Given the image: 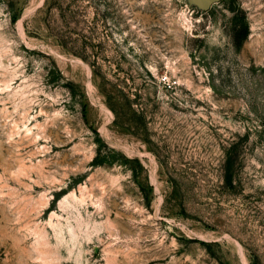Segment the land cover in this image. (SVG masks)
Segmentation results:
<instances>
[{"label": "rangeland", "instance_id": "1", "mask_svg": "<svg viewBox=\"0 0 264 264\" xmlns=\"http://www.w3.org/2000/svg\"><path fill=\"white\" fill-rule=\"evenodd\" d=\"M0 264H264V0H0Z\"/></svg>", "mask_w": 264, "mask_h": 264}, {"label": "trees", "instance_id": "2", "mask_svg": "<svg viewBox=\"0 0 264 264\" xmlns=\"http://www.w3.org/2000/svg\"><path fill=\"white\" fill-rule=\"evenodd\" d=\"M225 173H226L225 175L226 182L230 184L232 175H231V160L229 157H227L226 159Z\"/></svg>", "mask_w": 264, "mask_h": 264}]
</instances>
